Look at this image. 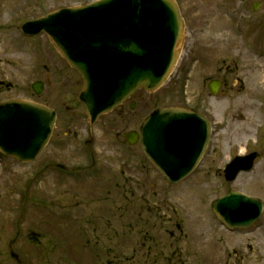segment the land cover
<instances>
[{
    "label": "rangeland",
    "instance_id": "1",
    "mask_svg": "<svg viewBox=\"0 0 264 264\" xmlns=\"http://www.w3.org/2000/svg\"><path fill=\"white\" fill-rule=\"evenodd\" d=\"M94 1L0 0V101L43 104L52 89L48 104L56 112L35 162L0 154V264H264V0H175L192 45L183 44L158 91L136 95L130 124L112 113L102 116L88 145V122L77 102L80 78L53 68L64 63L45 35L24 39L20 28ZM66 71L73 82L62 87L58 75ZM48 76L51 84L35 95L31 85L46 84ZM211 81L220 83L216 95L207 89ZM177 106L205 114L212 132L194 171L169 184L139 144L127 145L122 135L137 131L153 109ZM88 149L92 168L84 161ZM250 152L260 156L253 171L226 182L225 165ZM48 158L63 166L81 163L88 176L73 181L46 170L37 177L35 168ZM228 190L263 203L246 230H227L211 211V202Z\"/></svg>",
    "mask_w": 264,
    "mask_h": 264
},
{
    "label": "water",
    "instance_id": "2",
    "mask_svg": "<svg viewBox=\"0 0 264 264\" xmlns=\"http://www.w3.org/2000/svg\"><path fill=\"white\" fill-rule=\"evenodd\" d=\"M257 6H254V10ZM25 36L45 33L64 61L83 80L79 101L90 124L134 93H153L167 80L179 58L183 20L174 0H99L62 9L25 23ZM219 82L208 85L211 95ZM42 86L35 83L38 94ZM53 110L28 101L0 103V153L19 162L34 161L52 132ZM211 134L203 115L181 108L155 110L129 144L140 142L146 159L170 183L187 177L201 160ZM257 153L235 157L224 170L227 182L249 173ZM228 229H246L259 219L262 203L239 192L211 203ZM17 259V255L10 254Z\"/></svg>",
    "mask_w": 264,
    "mask_h": 264
},
{
    "label": "flooded vegetation",
    "instance_id": "3",
    "mask_svg": "<svg viewBox=\"0 0 264 264\" xmlns=\"http://www.w3.org/2000/svg\"><path fill=\"white\" fill-rule=\"evenodd\" d=\"M186 26H187V23H185V27ZM185 42L187 43V45H189V44L192 45L191 37H189L187 40H185ZM54 65H57V67H59V69L62 70V71L65 70V68L67 70L69 69L66 66L65 63L63 65V64H59V63L57 64V63L53 62L52 63L53 68H54ZM68 72H71V71L68 70ZM45 80H47L48 82H46V84H45V82H43V87L45 85L48 87L51 84L50 81H49L50 77L49 76L46 77ZM57 80H58V83L60 82L59 84L62 85V87L66 86V84H68V83L71 84L73 82V80L71 78V75L69 76V73H67V71L64 72V73H60V75H58V79ZM1 84L2 83L0 82V85ZM46 98H47V103L45 102L42 105L50 107V105L48 103L51 100L54 99V91L52 89L47 92ZM137 106H138V104H137V99H136V95H135V96L131 97L130 99H128L127 101H125L124 103H122L120 106H118L112 112V114H114L117 119L123 121L124 124H130L133 121L132 112H134V110L137 108ZM91 127H93V126H91ZM91 127H88L87 130H86L87 134L90 137V139H88L86 141V144L88 143V145H91V143H92V138H91L92 137V135H91L92 128ZM124 142L126 143L125 140H124ZM48 143H47V145H48ZM84 154H85V160L84 161L85 162L89 161L91 163L90 167L92 168L94 166V164H95V159H94L93 153L90 152V149H88V151L86 150L85 153L83 151V156H84ZM46 170H49L50 172L59 171L66 178L73 179V181L78 180L79 177H81V180H79V181H82V180H84L83 178H86L88 176V172L87 171L85 172V167H83L81 163L80 164H74L73 166H69V165L63 166L61 164L60 165L55 164V160L49 159V158L47 159L46 162L44 161L41 165L37 166L35 168V172L34 173L38 177L42 172H44Z\"/></svg>",
    "mask_w": 264,
    "mask_h": 264
},
{
    "label": "bare ground",
    "instance_id": "4",
    "mask_svg": "<svg viewBox=\"0 0 264 264\" xmlns=\"http://www.w3.org/2000/svg\"><path fill=\"white\" fill-rule=\"evenodd\" d=\"M232 45H233V48H232V50H234V45H235V43L234 42H232ZM248 123H250L249 121H248ZM240 175V174H239ZM238 177V176H237Z\"/></svg>",
    "mask_w": 264,
    "mask_h": 264
}]
</instances>
